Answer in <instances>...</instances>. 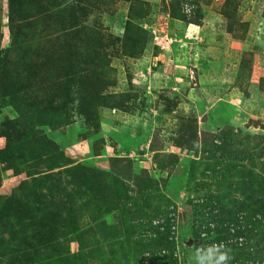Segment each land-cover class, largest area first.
<instances>
[{"label":"rangeland","instance_id":"rangeland-1","mask_svg":"<svg viewBox=\"0 0 264 264\" xmlns=\"http://www.w3.org/2000/svg\"><path fill=\"white\" fill-rule=\"evenodd\" d=\"M211 243L264 264V0H0V264Z\"/></svg>","mask_w":264,"mask_h":264},{"label":"clouds","instance_id":"clouds-1","mask_svg":"<svg viewBox=\"0 0 264 264\" xmlns=\"http://www.w3.org/2000/svg\"><path fill=\"white\" fill-rule=\"evenodd\" d=\"M231 249L223 243H211L196 249L194 264H231Z\"/></svg>","mask_w":264,"mask_h":264},{"label":"trees","instance_id":"trees-1","mask_svg":"<svg viewBox=\"0 0 264 264\" xmlns=\"http://www.w3.org/2000/svg\"><path fill=\"white\" fill-rule=\"evenodd\" d=\"M220 237H223V236L219 234V238H220Z\"/></svg>","mask_w":264,"mask_h":264}]
</instances>
